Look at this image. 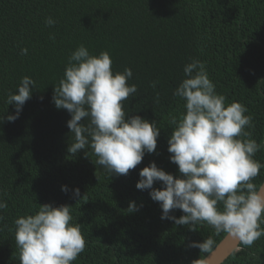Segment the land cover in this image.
Segmentation results:
<instances>
[{
    "label": "trees",
    "instance_id": "1",
    "mask_svg": "<svg viewBox=\"0 0 264 264\" xmlns=\"http://www.w3.org/2000/svg\"><path fill=\"white\" fill-rule=\"evenodd\" d=\"M48 17L56 23L48 26ZM81 44L92 55L107 51L113 73L131 69L127 83L137 93L122 102L123 110L159 128L155 152L145 153L127 175H110L88 145L75 154L67 150L74 142L71 116L55 107L54 87ZM193 60L205 65L226 104L247 108L253 127L245 130L260 145L253 158L264 164V0H0V117L15 113L6 99L21 78L35 81L19 118L0 120V200L7 203L0 210V264H20L13 221L43 204L71 206L72 223L80 224L86 243L72 264H192L209 254L192 242L211 237L215 248L227 233L207 222L191 230L161 219L151 190L136 188L139 171L150 162L179 175L167 141L171 118L183 110L173 93ZM89 122L86 117L81 124ZM263 180L261 168L252 182ZM76 188L79 197L73 196ZM129 202L138 210L128 212ZM169 214L184 215L179 209ZM239 247L221 264H264V236Z\"/></svg>",
    "mask_w": 264,
    "mask_h": 264
},
{
    "label": "clouds",
    "instance_id": "2",
    "mask_svg": "<svg viewBox=\"0 0 264 264\" xmlns=\"http://www.w3.org/2000/svg\"><path fill=\"white\" fill-rule=\"evenodd\" d=\"M45 23L52 26L56 22L48 17ZM27 51L23 48L21 54ZM183 72L186 78L173 93L183 101V110L171 118L174 127L167 141L169 159L178 166L179 175L174 178L150 162L139 171L136 188L151 190L150 198L162 209L161 219L192 225L191 230L198 222H207L216 233L225 232L240 244L251 246L264 236V183L252 182L264 164L253 158L260 145L245 130L253 127L252 117L245 115L247 108L241 103L226 104L201 61L186 64ZM132 75L128 68L113 73L107 51L92 55L81 44L70 54L63 77L54 87L55 107L67 110L71 116L67 127L74 142L68 152L75 154L90 146L97 157L95 163L110 175H127L141 163L145 153H154L157 147L156 122L139 115L126 116L123 110L122 102L137 93V86L127 83ZM151 86L154 88L156 82ZM34 87V80L22 77L16 91L9 92L6 99L15 113L0 120L18 119ZM86 117L90 122L84 126L81 121ZM157 181L163 185L159 189L153 187ZM61 190L68 191L66 186ZM72 192L74 197L80 196L78 188ZM6 207L7 203L0 200V210ZM174 209L182 210L184 215H170ZM137 210L135 202H129L127 211ZM70 212L69 205L43 204L34 214L13 221L20 264H72L77 259L86 242L80 224L72 223ZM214 244L209 237L190 246L211 253ZM192 264H207V259Z\"/></svg>",
    "mask_w": 264,
    "mask_h": 264
},
{
    "label": "water",
    "instance_id": "3",
    "mask_svg": "<svg viewBox=\"0 0 264 264\" xmlns=\"http://www.w3.org/2000/svg\"><path fill=\"white\" fill-rule=\"evenodd\" d=\"M262 183H264V180ZM239 244L238 241L226 234L213 251L205 257L207 264H221L230 253L239 250Z\"/></svg>",
    "mask_w": 264,
    "mask_h": 264
},
{
    "label": "rangeland",
    "instance_id": "4",
    "mask_svg": "<svg viewBox=\"0 0 264 264\" xmlns=\"http://www.w3.org/2000/svg\"><path fill=\"white\" fill-rule=\"evenodd\" d=\"M240 248V247H239Z\"/></svg>",
    "mask_w": 264,
    "mask_h": 264
}]
</instances>
